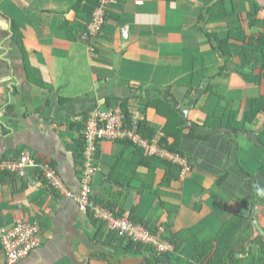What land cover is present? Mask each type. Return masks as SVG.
<instances>
[{
    "label": "crops",
    "instance_id": "obj_1",
    "mask_svg": "<svg viewBox=\"0 0 264 264\" xmlns=\"http://www.w3.org/2000/svg\"><path fill=\"white\" fill-rule=\"evenodd\" d=\"M218 1L115 0L102 32L84 41L86 0H0V160L28 155L41 166L54 167L67 189L78 193L82 172L74 141L81 135L71 133L70 124H83L91 111L118 107L129 98L132 111L141 120L146 117L162 138L166 125L175 124L150 106L162 100L179 114L183 134L191 128L211 138L182 141L191 171L162 193L178 211L170 214L149 199L139 202L138 216L159 233L172 226L173 233L188 237L184 254L199 236L220 233L241 217L250 219L249 241H264V199L254 204L247 184H264V114L257 123L246 121L252 102L264 95L258 77L264 72L258 65L256 71L240 67L246 40L261 26L250 28L247 12L254 7L245 0H225L229 11L232 5L243 14L244 30L234 19L208 23L209 8ZM256 1L264 7V0ZM258 17L263 20L264 12ZM202 27L220 38L231 34L230 61L212 50L216 39H208ZM171 131L172 139L182 136ZM128 147L101 144L93 195L100 198L106 194L103 187L113 185L107 197L117 195V205L129 215L143 185L137 175H147L149 169L139 164L144 152ZM115 159H121L117 171L125 174L123 183L107 179ZM163 172L159 168L157 177ZM226 172L227 181L218 184ZM43 176L34 169L25 176L0 175V230L22 219L38 223L42 233L41 247L19 264H108L100 260L101 252L118 250L110 233L104 230L94 239L90 215L73 198L50 189ZM242 225L231 227L228 239ZM0 264H7L1 244ZM122 264L141 260L126 258Z\"/></svg>",
    "mask_w": 264,
    "mask_h": 264
},
{
    "label": "trees",
    "instance_id": "obj_2",
    "mask_svg": "<svg viewBox=\"0 0 264 264\" xmlns=\"http://www.w3.org/2000/svg\"><path fill=\"white\" fill-rule=\"evenodd\" d=\"M87 6H85V9H87V19L86 21L88 24L92 21L94 11L96 10L97 6L99 5V0H86ZM248 1V3L252 4L254 9L253 12H247L248 22L250 28H258L257 23H260V28L258 33H254L252 36L246 40V46H244L245 49H243L242 53V63L240 67L246 68V67H252V71H256L257 68L255 65H258L261 67L259 70L261 72H264V19H259V14L261 11L264 12V7H262L256 0H245ZM232 3V1L230 0ZM227 2L225 0H219L217 3L212 5L209 8V22L219 21L224 22V20H232L237 23L238 26L242 30L243 28V14L238 11L234 6L231 5L232 10L229 11L228 6H226ZM251 19V20H249ZM15 31H17V28H14ZM201 31L207 36L208 39L212 40L213 38L216 39V46L211 44L212 50L215 52L220 53V58L228 57V61H230V56L233 55L232 47L231 46V34L226 35L223 38H220L218 32L208 33L207 30H205L203 27ZM20 35L15 36V39L17 40V43L21 45V41H19ZM91 39V38H90ZM89 40V39H88ZM86 41V40H84ZM248 47V48H246ZM250 48V50H249ZM248 51H250L253 54L249 55ZM227 60V59H226ZM227 63V62H226ZM227 65L224 64L222 67V70H226ZM262 74H259L258 77L260 78V81L264 82V76H261ZM224 76V72L220 73V78ZM216 78V77H215ZM215 78L213 80H215ZM130 99L126 98L121 100L120 107L122 108L124 115H125V124L132 127L131 120H132V108L129 104ZM154 109L157 110L158 113H161L162 115H167L166 118L168 121L175 120V124H171L169 126L166 125V128L164 130V136L160 140V145L167 149L168 151L172 153H176L181 155L182 157H185L188 159L189 163L191 161V157H189L182 148V141L189 140V139H196L200 141H208L211 137L209 136H200L196 134L195 130L191 129L189 130L188 134H183L182 130L185 129L184 125H182L179 114L174 109V107L169 104L165 103L162 100H159L156 104H151ZM145 114V112H144ZM264 114V95L260 96L259 98H256L251 105L250 111L248 114H246V121L249 123H257L258 117L260 115ZM85 121L84 123H71L70 124V132H79V135H81L78 139L74 141V155L77 162L78 167H81L83 171L84 165H85V148H86V142L85 138L83 136L82 131H84L85 128ZM228 127V125H224ZM176 130V135H182L178 136L177 138L172 139L171 135H174L175 133L171 131ZM138 134L148 140L152 141L157 137V129L150 125L149 121L146 117H144L141 121H139ZM174 133V134H173ZM114 142L122 143L126 147L130 146L134 148V150L137 153L144 152V155L142 154V158L139 161L140 166H145V168L149 169V173L147 175H137V177L140 178V180L143 182V185L140 189L137 190L138 193V200L134 205L131 207L130 214H126L125 209L123 207H120L117 205V195H111L112 198L107 197L106 191H111L112 186L109 187H103L105 189L104 195L100 196V198H97L95 195L90 196V200L95 205H100L104 207L106 210H110L115 213V217L117 218H123L128 215L129 220L134 225H139L145 228L146 230L150 231L152 234L157 235L159 233L158 227L153 228L152 224L146 220L145 218H140L137 214L138 204L139 202H145L149 199H154V201L157 203L159 207H161L163 210L167 211L170 214L176 213L178 209L165 202L164 201V195L162 194L163 191L169 190L171 188L175 187V184L179 183L181 180V173L182 168L179 166L167 162L159 157L156 156H148L145 151L142 148H139L137 145H135L131 140H117ZM100 147L97 150V154L95 156V163L97 165V160L99 158L100 154ZM128 147V148H130ZM121 159H115V162L112 163L111 169L107 174V179L113 183H123V179L125 174L122 172L117 171V166ZM38 164V163H37ZM191 166V163H190ZM192 167V166H191ZM54 168V167H53ZM159 168H162L164 170L162 177H157V170ZM55 169V168H54ZM38 171H41L40 168L37 169ZM56 170V169H55ZM262 174L264 175V166L261 169ZM12 174L17 175L15 173H11L8 171L1 172V174ZM230 176L229 172L224 173L219 179L218 184H223L225 181H227L228 177ZM250 176V175H249ZM148 181L147 179H149ZM146 178V179H145ZM47 186L50 187L53 191H55L49 184V182L46 180V178L43 176L42 179ZM251 182V181H250ZM248 182L247 184L252 189V184ZM131 187V186H130ZM128 187V188H130ZM131 189V188H130ZM253 191V202L254 204H258V199L254 194ZM148 194L147 197H145ZM90 215V219L92 221V224L95 227V233H94V239H98L103 233L104 230L108 231L110 234V240L112 241V245L116 246L118 248L117 251H113L111 248L105 249V251L101 252V259L107 262L108 264H116V262H119L118 264H122V261L126 258H130L132 260H141V264H264V241L261 237H256L249 241V233H250V227H249V217H241L240 219H237L235 221H232L231 223H227V225L224 227V229L213 236L206 237L204 235L199 236L197 239L198 241L194 243L193 250L191 252H188L187 254H184L183 248L185 247V243L189 242V239L183 238L181 233H173L171 230L172 226L168 227L166 231L161 234V238L166 241L168 244L173 246L172 250L166 251L164 253L159 252L153 245H147L140 241H135L132 238L129 237H123L119 238L118 234L110 231L107 229V223L104 222L101 219L95 218L94 214L90 211L88 212ZM237 224H243L239 229V232L237 233V236L233 237L232 239H228L227 232L228 230L237 225ZM250 243V244H249ZM240 245H243L241 250H238V247ZM247 252V256L241 258L240 256L245 254ZM240 254V256H239Z\"/></svg>",
    "mask_w": 264,
    "mask_h": 264
},
{
    "label": "built area",
    "instance_id": "obj_3",
    "mask_svg": "<svg viewBox=\"0 0 264 264\" xmlns=\"http://www.w3.org/2000/svg\"><path fill=\"white\" fill-rule=\"evenodd\" d=\"M115 0H99V5L94 11L92 21L88 25V33L84 40L98 36L106 23L108 11ZM141 4V3H139ZM131 128L125 124V115L120 106L108 110L96 109L91 111L86 118L83 136L86 142L85 165L81 181L80 191L72 193L65 186L57 171L50 165L41 166L30 156L21 155L17 160H0V173L8 171L25 176L26 170H37L40 168L50 186L60 191L66 197L75 199L83 213L90 211L95 218L107 223V229L118 234L119 238L129 237L135 241L153 245L159 252L173 249L161 238V233L152 234L142 226L134 225L128 215L123 218L115 217V213L106 210L100 205H95L90 196L93 192V179L99 168L95 164V156L99 146L105 141L131 140L139 148H142L148 156H156L167 162L182 168L181 179L188 175L191 166L187 158L172 153L160 145L161 138L156 137L152 141L142 138L138 132L141 115L131 111ZM42 233L38 223L27 222L22 219L14 221L11 227H2L0 230V244L6 255L7 264H19L27 259L35 250L42 245Z\"/></svg>",
    "mask_w": 264,
    "mask_h": 264
},
{
    "label": "clouds",
    "instance_id": "obj_4",
    "mask_svg": "<svg viewBox=\"0 0 264 264\" xmlns=\"http://www.w3.org/2000/svg\"><path fill=\"white\" fill-rule=\"evenodd\" d=\"M96 161V160H95ZM96 164V163H95ZM98 167V166H97ZM99 168V167H98ZM81 170H82V168H81ZM82 172V177H83V172H84V170L83 171H81ZM98 173V172H97ZM96 173V174H97ZM59 175V174H58ZM60 176V175H59ZM96 176V175H95ZM82 177H81V181H82ZM61 178V177H60ZM95 178V177H94ZM62 179V178H61ZM94 180V179H93ZM63 181V180H62ZM80 181V182H81ZM66 186V185H65ZM93 186H94V183H93ZM81 188V187H80ZM252 189L254 190V194H255V196L257 197V199H264V184H261V183H259V182H257V183H255V184H253L252 185ZM55 191H57V190H55ZM80 191V190H79ZM59 193H61L60 191H58ZM73 193V192H72ZM62 194V193H61ZM75 194H77V193H75ZM63 195V194H62ZM65 196V195H64ZM68 198H70V197H68ZM75 200V199H74ZM162 234V233H161Z\"/></svg>",
    "mask_w": 264,
    "mask_h": 264
},
{
    "label": "rangeland",
    "instance_id": "obj_5",
    "mask_svg": "<svg viewBox=\"0 0 264 264\" xmlns=\"http://www.w3.org/2000/svg\"><path fill=\"white\" fill-rule=\"evenodd\" d=\"M188 176V175H187ZM93 183H94V181H93ZM92 194H93V192H92Z\"/></svg>",
    "mask_w": 264,
    "mask_h": 264
}]
</instances>
